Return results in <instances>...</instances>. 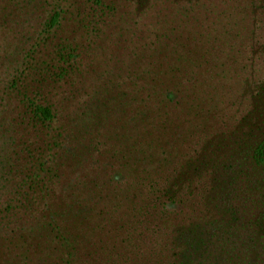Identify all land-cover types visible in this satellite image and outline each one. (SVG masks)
<instances>
[{"label": "rangeland", "instance_id": "374dc122", "mask_svg": "<svg viewBox=\"0 0 264 264\" xmlns=\"http://www.w3.org/2000/svg\"><path fill=\"white\" fill-rule=\"evenodd\" d=\"M133 1L107 0L115 6L116 11L112 18L105 20V24L107 20L108 23L104 34L98 39L87 23H82L83 15L87 17L90 13L89 5L84 1L0 0V99L7 98L8 101V86L11 85L13 71L17 67L18 71L21 70L24 52L34 46L40 34H43L42 39L40 37L43 55L36 58L40 68L42 64L52 62L56 48L64 43L76 44L82 49L79 62L72 65L74 69L67 77L59 80L52 73H46L44 81H40L43 100L50 103L57 114V122L50 127L47 135L56 144L60 145L57 135L69 143L51 151L55 161L53 165L49 162L47 165L49 171L56 169V172L54 176L49 175L53 178L48 179L43 193L49 196L48 205L53 210L74 207L75 212L86 209L82 221L71 218L70 223L84 233L104 228L98 236L103 240L107 232L106 244L110 243L111 236L116 238V242L123 239V231L119 229L124 221L127 223L131 219L132 210V206L125 201L127 195L146 194L145 190L139 191L140 186L136 181L144 170L139 168L136 173L138 166L134 163L138 149L142 145L155 147L151 154L156 159L164 156L161 154L163 149L164 154L171 155L175 162L184 163L193 157V150L199 151L205 142L216 135H224L229 142L236 141L241 133H245L244 130L235 135L234 128L246 114L248 85L264 79V59L252 55L249 49L250 45L255 46L251 42L253 31L260 43L264 41V13L258 2L252 4L245 0H228L226 4L217 5L216 12L223 14V18L217 21L216 18H205L203 11L183 17L170 4L163 5L165 13L154 12L153 16L135 19ZM250 3L254 11L250 9ZM57 6L64 7L65 15L60 27L50 37L44 25ZM230 24L237 26L230 29V43L234 46L243 44L241 51L231 49L226 41L215 42L210 37V34L221 32ZM101 26L98 24L97 28ZM169 32H179V41L170 38L167 45L157 44L156 54L149 53L155 36ZM257 49L258 46L254 51ZM142 50V60L135 63L137 58L134 55ZM158 63L177 71L161 83L154 81L151 84L150 79L154 74L150 72L156 73L152 68L157 67ZM53 64L56 66L55 73L61 72L57 60ZM42 69L45 71V67ZM189 79L197 82L198 93L204 90L202 87H210L208 84L218 89L210 92L212 100H208L207 105L213 108L211 113H196L181 118L177 128L172 126L175 117L169 112L168 130L163 135H152V143L142 127L146 126L147 120H153V113H158L159 99L152 96L147 104H141V96L155 84L161 86L163 91L170 90L168 85H171V80L172 85L183 81L187 88ZM31 86L32 83L29 88ZM6 124L7 119H2L0 209L7 207L6 196L17 184H12L11 178L15 182L22 178L27 180L32 174L23 175L27 171L34 172L31 162L41 157L38 154L43 147V143L34 137H27L29 140L14 137L10 130L12 128H7ZM61 157L66 161L70 158V163L67 166L62 160V167L57 171L56 164ZM128 161L130 166L126 169ZM247 170L244 167V172ZM9 178L10 184L7 186ZM259 185L260 191L255 198L250 196L249 206L244 202L246 213L243 224H249L252 218L264 217V203L261 202L258 209L253 208L264 195V176L259 177ZM32 190L38 191L35 187ZM177 218L174 216L175 220ZM176 225L170 219L164 233H170ZM244 230L242 228V233L238 234L240 239L236 241L234 249L229 247L230 257L224 264H264V239H259L256 232ZM92 235L97 236L96 233ZM99 240L97 237V242ZM101 254L99 251L94 256ZM94 263L104 264L103 261H92ZM195 264L215 263L201 259Z\"/></svg>", "mask_w": 264, "mask_h": 264}, {"label": "trees", "instance_id": "16d2710c", "mask_svg": "<svg viewBox=\"0 0 264 264\" xmlns=\"http://www.w3.org/2000/svg\"><path fill=\"white\" fill-rule=\"evenodd\" d=\"M81 1L89 5L90 11L87 17L83 15L82 23H87L99 39L108 23L107 20L105 24V20L112 18L116 11L115 6L107 0ZM227 1L134 0L133 6L135 19L140 20L147 15L153 16L154 12L162 13L165 8L163 5L170 4L183 17L203 11L205 18H216L219 21L223 14L216 12L217 5L226 4ZM245 1H251L252 4L258 2L264 13V0ZM251 3L250 9L254 11ZM64 15L63 6L53 9L44 25L48 36L55 34ZM98 24L102 25L101 28H97ZM225 27L221 32L210 34V37H213L215 42L226 41L231 49L241 51L243 44L234 46L230 43V29L237 26L230 24ZM42 36L40 34L34 46L24 52L21 70L18 71L17 67L13 71L12 82L8 86V101L7 98L0 99V116L3 121L7 119L6 126L12 128L10 130L13 131L14 137L23 140L34 137L43 143L38 154L41 157L37 156L39 158L31 162L34 172L27 171L23 177L32 175L27 180L22 178L18 182L11 178L12 184H17L6 196L7 207L0 209V264H92V261H103L104 264H195L201 259L205 262L224 264L230 257L229 247L234 249L242 228L245 232H256L259 239H264V217L252 218L249 224H243L246 213L244 202L249 206L250 196L256 197L260 191L259 177L264 176V79L250 86L247 84L249 103L246 114L234 128L235 135L244 130L245 133H241L236 141L229 142V138L224 135H216L205 142L199 151L193 150V157L184 163L175 162L171 155L164 154L163 149L161 154L164 156L160 159L151 154L155 147L142 145L138 149L134 163L138 166L136 173L139 168L144 170L137 176L136 181L140 186L139 191L145 190L146 194L127 195L125 201L132 206L131 219H128L127 223L124 221L119 229L123 231L121 241L116 242V238L110 235V243L106 244L107 232L103 240L98 236L104 228L90 233L76 230L69 220L75 218L82 221L87 213L86 209L75 212L74 207L53 210L48 205L49 196L43 193V190L49 182L48 179L53 178L49 175L54 176L56 169L49 171L47 162L54 164L55 156L51 154L53 148L69 143L65 138L62 139L61 135H57L60 137V145L56 144L55 140L47 135L50 127L57 122V114L53 106L43 100L40 81H44L46 73H52L59 80L67 77L73 71L75 62H79L82 49L76 44L64 43L56 48L52 62L42 64L40 68L36 58L43 55ZM179 36V32L156 35L153 41L155 43L151 47L153 50L148 49L149 53L156 54L157 44L167 45L170 38L179 41ZM251 42L255 44L249 46L251 54L264 59V41L260 43L254 31ZM257 46L258 49L254 51ZM143 55V50L136 53L135 63H139ZM56 60L60 65L58 68L61 69L57 74L53 64ZM166 66L164 63H158L157 67L152 68L156 73L150 72L154 74L150 79L151 84L154 81L161 83L168 75L171 76L177 71ZM37 72H40L39 77ZM182 82L172 85L171 80V85H168L170 90L164 91L161 86L157 87L155 84L146 89L145 95L140 98L141 104H147L152 96L159 99L158 113L152 114L151 121L146 118V126L142 127L145 136L150 138L152 143V135H163L168 130L169 112L175 117L172 126L178 128L181 118H188L196 113L207 115L213 109L207 104L208 100H212L210 92L218 89L208 84L214 89L202 87L204 90L198 93L196 90L199 86L195 85L197 82L194 79H189L188 89ZM30 83L32 86L29 88ZM209 102L211 104V101ZM203 104L205 106H202ZM221 105H218V111ZM6 109L9 110L6 112ZM168 109L167 113L162 114ZM62 160L69 166L70 158L66 161L61 157L56 164L57 171L62 167ZM129 166L128 161L125 168ZM244 167L248 168L246 172ZM6 182L8 186L10 178ZM34 187L38 191L32 190ZM26 188L29 190L26 191ZM261 202L264 203V195L260 202L255 205L252 203L253 208L258 209ZM174 216L178 217V220H175ZM170 219L177 225L170 233H164L167 228L165 225L169 224ZM212 239L216 240L211 242ZM97 247L99 248L94 249ZM99 251L102 256H94Z\"/></svg>", "mask_w": 264, "mask_h": 264}]
</instances>
